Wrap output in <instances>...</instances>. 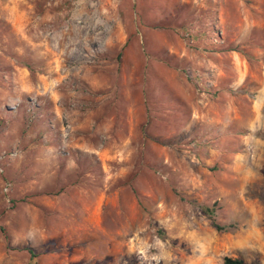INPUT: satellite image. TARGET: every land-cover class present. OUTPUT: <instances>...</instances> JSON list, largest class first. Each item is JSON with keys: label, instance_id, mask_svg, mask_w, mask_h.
Listing matches in <instances>:
<instances>
[{"label": "rangeland", "instance_id": "374dc122", "mask_svg": "<svg viewBox=\"0 0 264 264\" xmlns=\"http://www.w3.org/2000/svg\"><path fill=\"white\" fill-rule=\"evenodd\" d=\"M243 11L264 24V0H0V264H264Z\"/></svg>", "mask_w": 264, "mask_h": 264}, {"label": "crops", "instance_id": "0c3cea01", "mask_svg": "<svg viewBox=\"0 0 264 264\" xmlns=\"http://www.w3.org/2000/svg\"><path fill=\"white\" fill-rule=\"evenodd\" d=\"M241 16H242L241 19H239L238 23L235 26V30H236L235 43L242 48L251 47L252 49L251 55H253L256 59H258L257 62L259 64V71H260V76L255 77L254 81L258 83L259 86L264 87V44H263L264 38L263 41L261 42L262 39L256 38V34H254L255 32L258 34L262 33L263 32L262 30L264 29V24L257 23L255 19L253 17L252 18L249 17V15L245 13V11L242 12ZM219 18L221 21V16ZM258 29H260L259 32L257 31ZM221 72L222 71L219 70V73ZM235 72L237 74V77L239 76L238 80L236 81V85H240L241 83H244L247 77L246 65L243 64V67L236 68Z\"/></svg>", "mask_w": 264, "mask_h": 264}, {"label": "trees", "instance_id": "16d2710c", "mask_svg": "<svg viewBox=\"0 0 264 264\" xmlns=\"http://www.w3.org/2000/svg\"><path fill=\"white\" fill-rule=\"evenodd\" d=\"M214 227L216 230H221L222 228L218 227L216 224H214ZM31 258H35L36 256L32 252V250H28ZM223 264H243V261L240 259L231 260L230 258H224Z\"/></svg>", "mask_w": 264, "mask_h": 264}, {"label": "built area", "instance_id": "2783aa9c", "mask_svg": "<svg viewBox=\"0 0 264 264\" xmlns=\"http://www.w3.org/2000/svg\"><path fill=\"white\" fill-rule=\"evenodd\" d=\"M4 190H6V191H7V190H8V186H5Z\"/></svg>", "mask_w": 264, "mask_h": 264}]
</instances>
